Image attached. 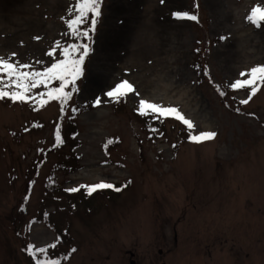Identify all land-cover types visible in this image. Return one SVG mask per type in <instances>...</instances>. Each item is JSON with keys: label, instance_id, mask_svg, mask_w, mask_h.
Wrapping results in <instances>:
<instances>
[{"label": "rangeland", "instance_id": "1", "mask_svg": "<svg viewBox=\"0 0 264 264\" xmlns=\"http://www.w3.org/2000/svg\"><path fill=\"white\" fill-rule=\"evenodd\" d=\"M75 4L0 0V56L37 69L60 59L46 53L74 42L62 17ZM256 4L103 0L63 110L0 99V264H34L29 245H55L60 264H129V251L158 264V248L168 264H264V87L247 104L249 89L229 87L264 64V24L246 19ZM182 11L198 20L174 18ZM122 80L139 97L104 95ZM141 98L178 106L217 136L193 143L180 121L141 116ZM101 181L121 190L80 188Z\"/></svg>", "mask_w": 264, "mask_h": 264}, {"label": "snow or ice", "instance_id": "2", "mask_svg": "<svg viewBox=\"0 0 264 264\" xmlns=\"http://www.w3.org/2000/svg\"><path fill=\"white\" fill-rule=\"evenodd\" d=\"M198 8V4L196 5ZM103 0H76V4L69 8V17L65 20L68 32L67 36L74 42L61 44L56 41L53 48L46 54L49 57H55L59 53L60 59H55L49 65L37 69L31 63H23L14 59L16 53L10 57L0 56V99H10L13 102H30L43 106L51 100H58L61 103L62 110L64 105L72 98L73 94L78 92L77 81L83 75V66L86 58L92 53V36L94 35L98 24L103 16ZM176 19H188L197 21L198 16L190 14L187 11L173 13ZM246 19L257 28L264 24V6L256 4L251 8ZM39 39V37H36ZM228 37H219L220 41H226ZM37 64H44L43 61H37ZM198 67V66H197ZM241 77L246 79H236L229 87L232 90L249 89L246 99L240 101L241 104H247L257 92L264 87V64H258L245 72L240 73ZM58 86H54L57 85ZM44 87L45 91L36 92L34 90ZM70 89V90H69ZM134 93L139 97L140 93L136 90L133 83L128 80H122L114 87L108 90L104 95L112 101L119 102L129 94ZM220 95H226L221 91ZM104 101L101 97H96L93 102L94 107H99ZM78 109L73 108L76 112ZM137 111L141 116L151 117L153 120H163L174 118L180 121L188 132V139L193 143H202L213 140L217 133L215 131H197L196 125L191 118H188L178 106H165L149 99H139ZM239 111V110H237ZM152 131H156L152 129ZM60 131L56 132V146L62 144ZM80 188L86 189L88 194L98 189H114L111 183L101 181L92 185H81ZM66 191L76 192L79 188H70ZM55 245L47 247H36L29 245L26 251L29 252L34 260V264H60L59 259H52L49 256V249ZM73 251H75L73 249Z\"/></svg>", "mask_w": 264, "mask_h": 264}, {"label": "flooded vegetation", "instance_id": "3", "mask_svg": "<svg viewBox=\"0 0 264 264\" xmlns=\"http://www.w3.org/2000/svg\"><path fill=\"white\" fill-rule=\"evenodd\" d=\"M155 252H156V254L158 256H161V259H160V261H159L158 264H168L167 261H166L167 260V257H166V253L167 252L165 253L164 250H163V248H158V249H156ZM128 256H129V258H128L129 264H138L137 256H136V253L135 252L129 251Z\"/></svg>", "mask_w": 264, "mask_h": 264}, {"label": "bare ground", "instance_id": "4", "mask_svg": "<svg viewBox=\"0 0 264 264\" xmlns=\"http://www.w3.org/2000/svg\"><path fill=\"white\" fill-rule=\"evenodd\" d=\"M98 68H99V66H98V63L96 62V63H94L93 65H92V70L93 71H97L98 70ZM91 74H92V71H91ZM90 76V75H89ZM88 79H92V78H88ZM120 82V81H119ZM119 82H117V83H119Z\"/></svg>", "mask_w": 264, "mask_h": 264}, {"label": "trees", "instance_id": "5", "mask_svg": "<svg viewBox=\"0 0 264 264\" xmlns=\"http://www.w3.org/2000/svg\"><path fill=\"white\" fill-rule=\"evenodd\" d=\"M101 192V191H100Z\"/></svg>", "mask_w": 264, "mask_h": 264}]
</instances>
